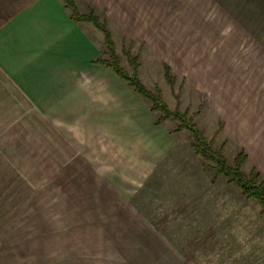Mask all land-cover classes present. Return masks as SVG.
Returning <instances> with one entry per match:
<instances>
[{"label":"crops","instance_id":"0c3cea01","mask_svg":"<svg viewBox=\"0 0 264 264\" xmlns=\"http://www.w3.org/2000/svg\"><path fill=\"white\" fill-rule=\"evenodd\" d=\"M89 1L123 36L191 78L196 91L222 86L211 99L217 117L222 114V134L242 145L246 163L264 178V127L258 128L264 110L246 71L254 63L242 58L259 54L264 62V0H222L225 40L213 58L202 45L165 53L161 42L170 34L160 23L162 11L177 4L173 0ZM180 21L185 27L192 20ZM146 22L155 29L148 42ZM93 26L72 21L61 0H0V197L11 199L0 205V264H59L67 260V247L75 261L109 264L118 255L128 263L181 264L194 250L179 247L193 246L196 235L211 227L202 209L222 211V178L212 184L213 173L203 171L181 133L172 135L167 123L157 126L144 100L94 64L104 35ZM244 98L247 106L240 104ZM19 164L55 167L59 181L65 168L86 164L113 197L128 205V199L152 197L156 209H19L18 183L30 189L21 196L28 198L34 196L30 182L37 181L20 174ZM83 246L94 249L84 253Z\"/></svg>","mask_w":264,"mask_h":264},{"label":"rangeland","instance_id":"374dc122","mask_svg":"<svg viewBox=\"0 0 264 264\" xmlns=\"http://www.w3.org/2000/svg\"><path fill=\"white\" fill-rule=\"evenodd\" d=\"M76 2L79 4L82 13H88L89 7H92L97 15L105 17L108 22L106 11L95 7L89 0H76ZM173 2L177 4H173L174 6L169 5L162 11L163 13L161 12L164 17L160 23L161 27L164 32L170 34L167 40L161 42L163 47L166 48L164 49L165 53L171 56L176 48L192 51L202 45V47H208L209 56L213 58L215 50L222 48V41L225 40L222 38V0H173ZM136 8L139 10L140 7ZM151 9L154 10L153 7ZM117 12V16L121 17L122 13L118 11V7ZM175 15L181 16L178 21H174L172 18ZM117 16L116 18H118ZM134 16V14L131 15L132 19H134ZM183 16L192 20L185 23V27L180 21ZM114 24L116 23L112 20L111 23L108 22V26L110 25L114 31L115 39L114 37L113 39L116 52L121 60V66L131 72V66L124 54V49L129 50L133 56H138L140 64L139 78L143 84L151 91L159 88L164 102L171 110L188 111L191 115H194L196 124L204 131L206 138L209 141L212 140L218 129L224 125L222 124V114L217 117L215 114L217 112L212 110L211 99L214 94L212 90L217 91V88L222 86L219 83L211 89L210 86H201L196 91L195 87L190 86L188 83L191 78L186 77L185 74V77L180 75V71L175 69H173L175 83L173 86L170 85L165 77V66L161 64L165 62V58L160 55L156 56L152 50L148 49V46L139 42V40L123 36ZM144 28L147 41L155 30L154 23L146 22ZM94 29L96 28L94 27ZM96 31L98 30L96 29ZM98 33L102 35L100 31ZM101 58H104L103 52ZM242 58L244 63H254L253 65L250 64L252 66L246 71L250 73L249 76L252 78L253 87H255L251 94L256 97L255 102L261 105V111H263L264 62L259 60V54L244 53ZM209 66L214 68L211 64ZM247 103H249V100L245 98L240 102L244 106H247ZM158 116L159 114L156 115V117ZM166 123L170 128L176 129L178 126V123L173 120H167L164 124ZM263 127L264 122L258 128L260 130ZM180 133V140L189 143L192 150L188 132L183 131ZM214 139V149L223 148L228 163L234 166L236 157L244 149L242 145L235 146V142L232 143L228 138H225L222 129ZM247 141L249 140L247 139L245 144ZM193 155L202 162V159L196 156L194 152ZM22 161L26 160L23 159ZM207 163L214 165L211 161H207ZM251 168L252 166L249 163H245L242 170L244 173L249 174ZM9 169L8 174H11V166H4V173ZM49 169L52 171L51 175ZM18 170L20 174L34 177L37 180L30 182L31 185H34V192H32L34 196L28 198H21V196L28 194L26 193L27 190L30 193V189L23 186L22 181L18 183L19 209H123L124 205L125 209H156L152 197L128 199L130 205L124 202L122 198L113 197L107 186L100 180L97 182L92 176L91 169L86 164L72 165L65 168L60 174V178H64L63 181H59V173H57L55 167L19 164ZM207 173H213V178L215 177V172ZM48 177L52 179L50 183L46 182ZM219 178H222V211L220 209H202L204 210V224H206L208 217L210 218L211 227L209 230L196 235L192 241L193 246L191 244L189 247H179L181 250H188V248L194 250L193 255L189 254L186 257L187 261L185 256L183 257L185 261L181 264H264V216L260 214L261 207L259 203L254 200H247L241 191L224 176L218 177L216 182H212V184H216ZM5 200L8 202L11 199L0 197L2 208ZM13 204L14 198L8 209ZM1 207L0 209H2ZM71 249L73 247H67V260L59 264H101L88 259H86L87 261H75ZM82 249L84 253H91L94 247L83 246ZM113 257L114 261L109 264H160L155 262L128 263L117 260L118 255H113Z\"/></svg>","mask_w":264,"mask_h":264},{"label":"trees","instance_id":"16d2710c","mask_svg":"<svg viewBox=\"0 0 264 264\" xmlns=\"http://www.w3.org/2000/svg\"><path fill=\"white\" fill-rule=\"evenodd\" d=\"M61 1L72 21L93 24L104 35V58L97 59L94 61V64L103 66L114 72L138 97L147 102L150 111L155 115L159 114L156 118L157 126L163 125L167 120L176 121L178 126L171 131V134L176 135L183 131L188 132L193 152L202 159L203 170L215 172L212 182L215 183L218 177L224 176L241 191L247 200L258 202L261 207L260 214L264 216V178L256 168H252L249 174L243 172L242 168L248 160L246 152L241 150L235 159V165L231 166L224 156V149H214V138L221 132L223 126L215 133V137L209 141L204 131L196 124L194 115H191L188 111L171 110L164 102L159 88L151 91L143 84L139 78L140 64L138 56H133L129 50L124 49V54L131 66V72H128L121 66V60L116 52V45L105 17L97 15L95 9L92 7H89L88 13H82L76 0ZM165 71L167 82L173 86L175 76L172 69L168 65H165ZM207 161H211L214 165H209Z\"/></svg>","mask_w":264,"mask_h":264}]
</instances>
